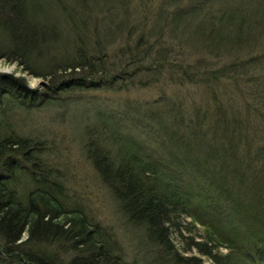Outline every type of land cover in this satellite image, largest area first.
I'll return each instance as SVG.
<instances>
[{"label": "rangeland", "instance_id": "rangeland-1", "mask_svg": "<svg viewBox=\"0 0 264 264\" xmlns=\"http://www.w3.org/2000/svg\"><path fill=\"white\" fill-rule=\"evenodd\" d=\"M254 1L236 0L242 9L264 6L261 2L254 5ZM39 2L44 13L33 16L34 21L42 19L44 24L55 26L59 42L40 46L26 56L22 52L10 53L6 34L0 29V54H4L0 58V72L22 76L29 87L42 90L48 83L46 73L50 67L63 62L78 46L84 45L112 64L109 75H94L82 82L74 77L77 75L65 76V79L74 77L75 84L58 85L55 93L41 95V101L33 107L4 102L3 114L11 119L18 133L44 142L39 144L44 148L41 156L59 167L60 180L66 183L67 201L78 202L106 229L107 237L115 245L118 264H161L163 252L148 239L145 227L132 221L123 209L94 163L91 143H97L116 160L137 155L142 161H153L164 185L172 190L179 188L181 194L185 191L189 203L180 218L184 225L191 221L192 230L184 228L182 238L173 234L181 247L189 245L191 236L200 239L202 234L209 235L211 227L217 232L231 233L235 238L245 235L237 229L242 223L234 219L226 202L231 198L220 193L222 186L218 184L222 174L230 175L236 161L226 158L217 148V138L213 142L216 149L212 150L205 142L200 143L196 135L185 132V122L191 119L196 123L195 112L200 111L203 119L204 112L208 111L204 119V128H208L219 115L216 105L221 104L229 117L233 113L239 118L241 134H237L234 144L242 162L251 165V169L258 165L250 156L264 147V32L256 34L259 41L251 35L247 43L243 38L242 44L233 43V46L212 44L211 40L216 37L212 32L217 28L201 22L207 19L202 13L224 16L227 0ZM194 7L202 13L192 17L189 11ZM211 26L214 30L209 33ZM261 26L264 31V25ZM260 52L255 67L253 62H242L233 75L203 76L191 81L183 74L195 71L197 63L204 64L202 61L210 62L207 67L214 69L235 57L245 60ZM163 53L166 62L175 64L173 68L158 65L157 60ZM127 60L129 63L121 70ZM224 122V119L217 120L215 128ZM189 152L193 155L191 158H188ZM197 162L196 169H191L189 164ZM199 218L212 224L208 228ZM220 249L228 251L229 248L223 245ZM187 253L199 254L196 248ZM202 257L206 263L211 262ZM0 264L22 263L5 258Z\"/></svg>", "mask_w": 264, "mask_h": 264}, {"label": "trees", "instance_id": "trees-1", "mask_svg": "<svg viewBox=\"0 0 264 264\" xmlns=\"http://www.w3.org/2000/svg\"><path fill=\"white\" fill-rule=\"evenodd\" d=\"M258 2L264 5V0H255L254 5ZM41 4L39 0H0V29L6 34L10 53L22 52L26 56L40 46L42 48L45 44L51 46L59 42L55 26L44 24L42 19L34 21L33 16H43ZM227 8L224 16L211 15L205 11L202 13L198 7L189 12L192 17L195 13H202L207 19L200 21L217 28L212 32L216 35L211 40L212 44L233 46V43L242 44L243 38L244 43H247L251 35L255 36V41H259L256 34L264 32L261 26L264 25V6L242 9L244 7L241 4L238 7L236 0H227ZM162 17L169 18L167 15ZM212 28L209 33L214 30ZM203 34H207L206 30ZM206 36L208 40L209 35ZM261 53L245 60L235 57L228 64L214 69L207 67L210 62L202 61L204 64L197 63L195 71L183 74L191 81L203 76L218 78L220 74L233 75L236 67L240 68L244 63L253 62L255 67V61L261 57ZM3 55L0 54V58ZM161 56L157 60L161 68L175 66L166 62L165 53ZM106 60L88 51L84 45L78 46L63 62L50 67L46 73L48 83L42 90L29 87L22 76L0 72V261L5 258L15 259L22 264H118L120 261L114 254L115 245L99 221L78 202L69 204L67 201L66 183L60 180L62 173L59 167L41 156L44 148L39 144L44 142L40 138L18 133L11 119L4 116L6 110L2 107L4 102L33 107L41 101V95L55 93L58 85L66 87L75 84L74 77L82 82L94 75L108 74L112 64ZM129 60L121 65V70ZM32 72L42 75L36 70ZM69 75L74 77L65 79ZM216 108L219 115L210 127L204 128V119L209 112L205 111L202 119L200 111H196V123L191 119L185 122V132L196 135L200 143L205 142L212 150L216 149L213 142L217 138V148L226 158L236 161L230 175L222 174L218 184L224 190L221 189L220 193L231 198L226 202L234 213V219L242 223L240 225L238 221L240 226L237 229L245 235L240 238L222 230L217 232L209 228L211 222L199 218L209 228V235L202 234L200 239L191 236L189 245L181 247L174 241L173 234L177 233L182 238L185 236L184 228L192 230L189 226L191 221H186L184 225L180 218L189 203L185 191L181 194L179 188L177 191L164 185L153 161H142L137 155H125L116 160L97 143L90 145L96 167L115 192L129 218L143 225L148 239L162 248L161 264H264V147L250 156L257 162L256 167L251 169V165L243 163L234 144L237 134H241L239 118L233 113L229 117L221 104H217ZM223 119L225 122L222 126L215 128L217 120L220 122ZM192 156L189 152L188 158ZM197 164L189 166L196 169ZM246 170L251 173L248 174ZM216 208L219 207L216 205ZM223 245L229 248L228 251L220 249ZM193 248L199 254L187 253ZM67 254L68 258L65 257ZM202 256L211 262L206 263Z\"/></svg>", "mask_w": 264, "mask_h": 264}]
</instances>
